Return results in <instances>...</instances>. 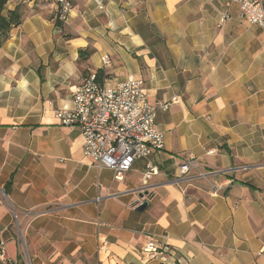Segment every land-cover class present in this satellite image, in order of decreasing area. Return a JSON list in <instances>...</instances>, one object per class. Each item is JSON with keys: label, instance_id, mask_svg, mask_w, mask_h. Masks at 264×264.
<instances>
[{"label": "crops", "instance_id": "1", "mask_svg": "<svg viewBox=\"0 0 264 264\" xmlns=\"http://www.w3.org/2000/svg\"><path fill=\"white\" fill-rule=\"evenodd\" d=\"M21 8L0 47V240L11 259L0 264L24 254L29 264H264L261 28L226 0H76L58 27L48 9ZM98 69L111 84L142 78L152 103L178 100L157 113L163 149L121 180L54 117ZM189 157L205 177L175 180ZM146 161L158 173L144 182ZM149 238L169 251L143 253Z\"/></svg>", "mask_w": 264, "mask_h": 264}, {"label": "built area", "instance_id": "2", "mask_svg": "<svg viewBox=\"0 0 264 264\" xmlns=\"http://www.w3.org/2000/svg\"><path fill=\"white\" fill-rule=\"evenodd\" d=\"M38 1L39 7L48 9L53 19L62 24L68 21L75 10L76 0ZM226 4H236L240 19L256 25L264 32V0H226ZM227 18V11L220 13L221 23ZM100 61L103 68L109 66L108 55H101ZM70 96L69 105L54 110L55 119L62 126L77 128L83 137V154L92 160L95 167L112 170L117 180L122 179L136 160H148L152 152L163 149L164 134L156 125L157 113L178 101L177 97H171L167 101L152 103L147 99L142 78L128 77L111 84L104 77L97 78L95 71L70 87ZM200 166L196 158L189 157L175 169V180H184L191 173L205 177ZM157 173L158 168L146 161L142 172L144 182ZM210 186L211 196H217L221 187L215 182ZM99 200L100 196L96 198V201ZM142 251L153 258L169 251V248L149 238ZM261 253H264V248ZM0 261H11L2 240ZM23 264L29 262L23 261Z\"/></svg>", "mask_w": 264, "mask_h": 264}, {"label": "trees", "instance_id": "3", "mask_svg": "<svg viewBox=\"0 0 264 264\" xmlns=\"http://www.w3.org/2000/svg\"><path fill=\"white\" fill-rule=\"evenodd\" d=\"M9 0H0V47L7 40L11 28L18 26L23 17V10L21 5L17 3L14 9H7V3ZM53 19V15L51 17ZM55 26H59L61 23L57 20H54ZM97 78H102L103 73L100 69L95 71ZM8 188H5L7 192Z\"/></svg>", "mask_w": 264, "mask_h": 264}, {"label": "rangeland", "instance_id": "4", "mask_svg": "<svg viewBox=\"0 0 264 264\" xmlns=\"http://www.w3.org/2000/svg\"><path fill=\"white\" fill-rule=\"evenodd\" d=\"M15 3H19L21 6L23 5H28L29 2H33V5L34 7H37V9H39V6H40V2L38 0H11L10 3L13 4L14 2ZM27 7V6H26ZM20 246H23V245H20ZM23 261H26V262H29L28 259L25 257V254H24V258H23Z\"/></svg>", "mask_w": 264, "mask_h": 264}]
</instances>
